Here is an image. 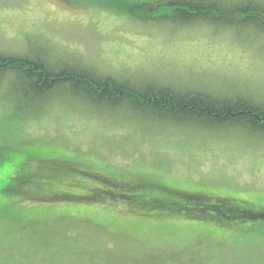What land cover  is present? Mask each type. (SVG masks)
Returning a JSON list of instances; mask_svg holds the SVG:
<instances>
[{
	"label": "rangeland",
	"instance_id": "rangeland-1",
	"mask_svg": "<svg viewBox=\"0 0 264 264\" xmlns=\"http://www.w3.org/2000/svg\"><path fill=\"white\" fill-rule=\"evenodd\" d=\"M126 13L110 0H0V50L76 61L124 81L264 97V42H235L213 25L174 31ZM55 107L32 120L0 107V155L10 151L0 189L15 173L31 176L37 194L80 199L10 193L28 222L0 217V264H264V142L133 121L70 100ZM189 195L242 202L263 216L196 210ZM192 214L220 216L223 226Z\"/></svg>",
	"mask_w": 264,
	"mask_h": 264
},
{
	"label": "trees",
	"instance_id": "trees-1",
	"mask_svg": "<svg viewBox=\"0 0 264 264\" xmlns=\"http://www.w3.org/2000/svg\"><path fill=\"white\" fill-rule=\"evenodd\" d=\"M188 3L190 0H145L131 6L125 0H110L111 5L119 7L129 13V17L143 23L171 27L174 31L177 28L188 30L201 25H213L224 29L223 32H232L235 42L243 36L252 43L264 42V37L259 31L253 32L248 28L252 22L257 25L264 22L260 0H254V9L247 11H218L210 4L193 5L185 10L184 5ZM237 32L243 34L236 35ZM0 53V107L9 106L14 116L26 120L39 119L44 117L45 113L52 112L54 106L64 105L70 100L92 109L120 111L133 121L163 127L190 128L196 133L209 135L240 132L244 137H253L264 142V97L245 93L241 88H235L238 92L232 93V87L223 92H211L187 85L173 86L157 82L141 84L104 75L76 61L63 65L50 63L40 54L20 55L1 50ZM9 154L10 151L0 155V170L1 164ZM29 159L15 165V172L22 169L25 163H30ZM10 177L20 183L5 182L3 189H0L1 218L16 216L19 223L28 222L25 217L14 213L15 205L22 204V200L9 199L12 192L26 199L33 197L42 202H73L80 199L76 195L61 192L37 194L30 185L31 176H19L14 173ZM121 196L113 194L112 199ZM184 200L195 204L196 210L225 209L230 212H243L244 208H247L244 218L263 216L250 210L245 203L224 197L189 195ZM219 217L199 214L190 216L191 219L205 218L223 226Z\"/></svg>",
	"mask_w": 264,
	"mask_h": 264
},
{
	"label": "snow or ice",
	"instance_id": "snow-or-ice-1",
	"mask_svg": "<svg viewBox=\"0 0 264 264\" xmlns=\"http://www.w3.org/2000/svg\"><path fill=\"white\" fill-rule=\"evenodd\" d=\"M210 4L212 7H216L217 10L227 9L229 11H247L250 8L254 9V0H190V3L184 5V9L192 7L193 5H203ZM261 5V16L264 17V0H260ZM249 30L255 32L259 31L260 35L264 37V22L259 23L258 25L255 22H252L248 26ZM2 55V53H0ZM2 174V170H0Z\"/></svg>",
	"mask_w": 264,
	"mask_h": 264
}]
</instances>
